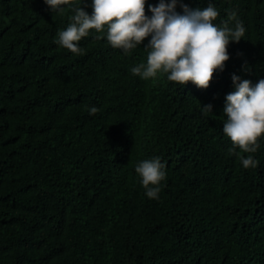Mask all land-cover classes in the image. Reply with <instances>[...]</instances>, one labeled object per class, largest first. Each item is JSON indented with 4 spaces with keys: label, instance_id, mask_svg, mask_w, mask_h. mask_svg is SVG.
Instances as JSON below:
<instances>
[{
    "label": "trees",
    "instance_id": "trees-1",
    "mask_svg": "<svg viewBox=\"0 0 264 264\" xmlns=\"http://www.w3.org/2000/svg\"><path fill=\"white\" fill-rule=\"evenodd\" d=\"M181 3L245 27L206 89L134 75L151 37L128 53L94 29L80 55L58 45L84 0H0V264H264V135L246 169L223 132L232 75L264 79V0ZM155 158L152 199L135 167Z\"/></svg>",
    "mask_w": 264,
    "mask_h": 264
},
{
    "label": "clouds",
    "instance_id": "clouds-1",
    "mask_svg": "<svg viewBox=\"0 0 264 264\" xmlns=\"http://www.w3.org/2000/svg\"><path fill=\"white\" fill-rule=\"evenodd\" d=\"M53 10L71 5L73 0H44ZM179 0H159L158 5H148L152 13L146 15V0H91L92 12L83 6H75L70 23L58 33V45L73 54H82L79 42L89 35L90 30L106 34L107 42L125 53L151 37L144 47L147 50L146 64L141 63L131 69L134 75L148 80L156 78L158 72L167 74V79L179 85L188 82L198 88L209 87L217 69L223 71L229 59L227 51L231 41L239 42L245 34L243 23L230 12L223 26L214 23L219 13L213 4L192 9L181 3L183 14L176 11ZM235 21L234 27H229ZM97 35L95 39H102ZM234 91L225 97L223 113L227 119L223 132L230 138L233 148L229 151L238 156L244 168L256 167L258 161L252 155L246 158L242 153H255L258 140L264 135V79L255 85L249 79H241L233 74ZM212 112V105L203 106ZM98 109L91 107L89 114ZM238 148L239 153L235 152ZM165 165L159 158L143 160L136 167L141 184L148 198H158L160 182L165 179Z\"/></svg>",
    "mask_w": 264,
    "mask_h": 264
}]
</instances>
